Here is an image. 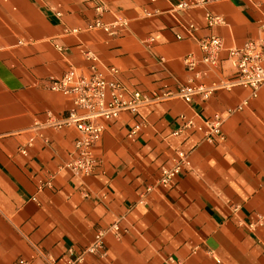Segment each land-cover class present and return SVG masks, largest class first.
Here are the masks:
<instances>
[{"label": "crops", "instance_id": "obj_1", "mask_svg": "<svg viewBox=\"0 0 264 264\" xmlns=\"http://www.w3.org/2000/svg\"><path fill=\"white\" fill-rule=\"evenodd\" d=\"M179 1L0 0V264H65L97 230H104L102 247L75 264H166L167 256L179 264H264V82L255 96L236 83L188 102L151 95L189 76L181 58L199 56L195 39L209 34L223 49L201 82H229L226 48L259 35L264 0L188 8ZM205 10L224 22L206 25ZM96 18L127 24L117 34L83 29ZM86 51L150 99L134 113L99 119L95 165L78 175L63 167L77 130L47 127L44 141L32 123L73 108L45 82L69 66L87 72ZM213 113L224 137L208 142L204 120ZM184 118L192 126L183 127ZM176 148L186 162L160 183L159 166L171 163ZM113 222L117 234L106 230Z\"/></svg>", "mask_w": 264, "mask_h": 264}, {"label": "built area", "instance_id": "obj_2", "mask_svg": "<svg viewBox=\"0 0 264 264\" xmlns=\"http://www.w3.org/2000/svg\"><path fill=\"white\" fill-rule=\"evenodd\" d=\"M209 0H181L176 5L179 8H188L203 4ZM205 24L210 26L224 22L221 15L204 12ZM127 22L123 18H116L112 22H102L96 18L88 21L83 29H101L108 34H117L124 30ZM259 35L246 38L239 46L226 48L227 59L230 62L231 80L227 83L212 82L204 85L201 79L220 62L219 53L223 49L221 38L216 34H209L198 37L195 42L200 50V55L196 56L192 52L185 53L181 60L189 76L179 82L175 89L166 90L161 93L152 92V98L168 97L176 95L184 101H190L191 97L199 94L202 98L207 97L211 90L219 85L230 87L232 84H239L250 90V96H255L258 87L264 82V11L257 19ZM192 24L187 26L190 32ZM72 31L77 28H71ZM177 38L179 34H175ZM85 57L89 59L87 72H79L69 66L58 76H51L45 82L46 88L60 92L70 98L73 108L64 114L56 117L46 112L44 120H35L32 128L37 134L42 136V130L51 127L55 129L73 127L77 130L71 148L67 153V159L63 167L73 174L87 175L91 173L95 165L93 147L98 141L102 125L100 120H111L117 118L121 111L136 112L137 107L148 101L150 98L136 89H129L116 76V68H108L105 73L94 61L93 53L86 51ZM246 99L241 100L237 109L244 105ZM222 117L218 113H213L210 118L204 120V131L202 138L208 142L216 136L223 139L221 131ZM142 122L133 123L129 134L134 133L141 126ZM183 127L192 126L190 118L183 119ZM31 140V138H29ZM186 152L181 148L175 149V155L169 165L159 166L158 181L160 183H170L173 175L181 169L186 162ZM106 230H111L117 234L119 226L117 222L110 224ZM104 230H97L91 242L86 245L79 254L72 259H66L65 264H75L79 262L84 253H95L102 247ZM19 264H27L26 260L19 259ZM166 264H179L171 256H167Z\"/></svg>", "mask_w": 264, "mask_h": 264}]
</instances>
